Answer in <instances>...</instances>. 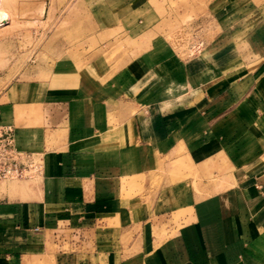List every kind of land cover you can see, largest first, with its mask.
Listing matches in <instances>:
<instances>
[{
    "label": "crops",
    "instance_id": "crops-1",
    "mask_svg": "<svg viewBox=\"0 0 264 264\" xmlns=\"http://www.w3.org/2000/svg\"><path fill=\"white\" fill-rule=\"evenodd\" d=\"M228 37L216 38L210 49L217 50L203 58L171 56L117 73L129 97L113 102L146 113L109 107L104 65L90 54L87 64L55 63L50 97L1 100L0 124L15 128L18 148L42 153L44 169L40 183L0 184V262L51 241L85 247L66 252L67 264H264V22ZM177 147L206 180L165 179L158 200L172 199L183 214L174 238L157 243L151 212L163 221L170 213L124 197L123 180L165 171ZM111 215L131 222V237L100 255L104 237L89 235Z\"/></svg>",
    "mask_w": 264,
    "mask_h": 264
},
{
    "label": "rangeland",
    "instance_id": "rangeland-1",
    "mask_svg": "<svg viewBox=\"0 0 264 264\" xmlns=\"http://www.w3.org/2000/svg\"><path fill=\"white\" fill-rule=\"evenodd\" d=\"M0 8L8 14V18L0 21V101L37 94L50 97L51 86L57 84V77L51 76L55 63L75 57L87 64L90 54L104 65L105 73L99 77L106 87L105 98L111 100L109 107L120 110L121 114L130 110L132 114H142L147 109L129 106L126 101L121 106L113 102L129 97L120 90L117 73L133 63L143 69L171 56L181 61L206 57L217 50L210 49L216 38L228 35L237 40L247 36L259 21L264 22V0H0ZM246 49L256 55L253 45ZM137 96L140 99L144 92L139 91ZM182 151V147L175 148L170 156L174 159L168 162L165 171L161 167L150 173L143 170L131 180H123L124 197L133 195L139 207L146 203L149 209L162 205L165 213H170L163 221L155 218L157 212H151V234L157 243L174 238L183 214L175 208L178 204H173L172 199L158 200L165 179L171 184L195 186V181L206 178L195 169L193 156L184 159ZM208 178L213 175L209 174ZM40 179L2 184L40 183ZM135 204H131L132 212ZM127 207L122 209L128 210ZM130 223L125 219L119 224L113 215L98 223L96 235L92 232L89 238L104 237L100 255L115 243L129 241L131 234L125 227ZM118 226L123 228L120 235L113 232ZM84 250L83 246L49 241L39 252L19 255L0 264H67L63 258L66 252Z\"/></svg>",
    "mask_w": 264,
    "mask_h": 264
},
{
    "label": "built area",
    "instance_id": "built-area-1",
    "mask_svg": "<svg viewBox=\"0 0 264 264\" xmlns=\"http://www.w3.org/2000/svg\"><path fill=\"white\" fill-rule=\"evenodd\" d=\"M40 152L22 150L15 143V128L0 124V184L12 180H35L43 175ZM38 230L37 227L34 228Z\"/></svg>",
    "mask_w": 264,
    "mask_h": 264
},
{
    "label": "bare ground",
    "instance_id": "bare-ground-1",
    "mask_svg": "<svg viewBox=\"0 0 264 264\" xmlns=\"http://www.w3.org/2000/svg\"><path fill=\"white\" fill-rule=\"evenodd\" d=\"M6 18H8L6 10L4 8H0V21L2 22Z\"/></svg>",
    "mask_w": 264,
    "mask_h": 264
}]
</instances>
